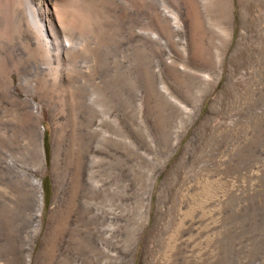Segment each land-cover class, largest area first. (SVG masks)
Wrapping results in <instances>:
<instances>
[{
    "label": "rangeland",
    "instance_id": "rangeland-1",
    "mask_svg": "<svg viewBox=\"0 0 264 264\" xmlns=\"http://www.w3.org/2000/svg\"><path fill=\"white\" fill-rule=\"evenodd\" d=\"M55 1L74 45L65 80L26 42L14 0H0V264H264V0H231L228 23L220 0ZM92 98L119 112L97 145ZM35 120L40 169L21 146ZM10 151L40 180L32 223L37 195L2 167ZM100 185L102 254L85 226Z\"/></svg>",
    "mask_w": 264,
    "mask_h": 264
},
{
    "label": "bare ground",
    "instance_id": "bare-ground-1",
    "mask_svg": "<svg viewBox=\"0 0 264 264\" xmlns=\"http://www.w3.org/2000/svg\"><path fill=\"white\" fill-rule=\"evenodd\" d=\"M131 1H133V0H113V2L116 3L117 5H119V3H121V2H131ZM155 1L160 2L161 4H165V2H168V1H172L175 3L179 2V0H155ZM191 1H195V0H191ZM14 2L16 3L15 5L19 7V15H18L19 20L18 21H19L21 30L24 34V37L27 40L26 42H28L30 45H32V47H34L37 51H39V50L45 51L47 54V57H48L49 69H53V66H52L54 64L53 62H56L57 67L55 65L54 68H56V70L58 71L59 77L64 79L65 76L62 73V71L60 70V66H61V64L67 62L68 57H69V51L71 49H73L74 45L69 41V39H70L69 37H68V39L65 38L66 40H64L62 38L63 26L59 22L56 21L55 13H54L56 11V8H55L56 1L55 0H14ZM194 3H196V2H194ZM218 3H220L219 9L217 10L218 20H223V21H226L228 23L229 17L232 16V15L230 16V14H231V11H230L231 0H220V1H218ZM225 7H227V8H225ZM117 10H119V9H117ZM217 36H220V34H218ZM152 37L156 38L157 35L152 34ZM79 42H81V41H79ZM75 63H76V61H75ZM43 64H44V62H43ZM91 66L93 67V65H91ZM46 68H47V66L46 67H44L42 65L36 66L34 68L33 74H32L34 79H37V78L39 79V77L42 76L43 72L45 70H47ZM62 68L63 67H61V69ZM13 70H14V68H13ZM88 70H89V68H88ZM77 71L80 74L84 71V69L82 67H79V68H77ZM152 73H153V76L155 77V74H156L155 69L152 70ZM97 78H98V76L96 74L94 76H92V79L94 82L96 81ZM27 79H28L27 77H23V80H21L19 82V84L27 82ZM14 86L15 85L12 84V81H10L8 83V87H7L8 95H9V97H12V100H13V97H16V96H14L15 93L13 92ZM18 104H20V103H18ZM18 110H20V109H18ZM88 110H89L88 135H89L90 141H95V143L97 145L98 142H104L105 140H109V139L111 140V137L107 133V129L110 125L116 123L117 120L115 118L110 117V116L116 117L119 114V112L117 110H114V109L104 110V108L100 107L96 103V100L94 98L91 99V101L89 103ZM35 116L36 115L34 114L33 118ZM27 117H25V119H27ZM22 120H24V119H22ZM24 124H25V126H23V130H22L23 135L21 134L22 135L21 143L23 142V144L21 146L24 149V152L26 154H28L30 152L32 153L33 151L36 153L39 164H38V166L35 167V169H40L44 164V153H45L44 145H43L44 131L41 129V127H39L37 125L36 120L34 122L31 121V123L27 122ZM55 124H56V122H55ZM8 132H10V131H8ZM57 132H58V130L56 127V129H55V133H56L55 134V142H54V157H57V144H58ZM118 134H119V131H117L116 136H113V140L117 144L119 143ZM32 135L36 136L34 144H32V141H30ZM32 139H34V138H32ZM120 140H121V138H120ZM141 142H143V141H141ZM146 142H145V145H148V143H146ZM34 146L36 147L35 150H34V148H35ZM7 155H8L7 159L4 158L2 161V164H1L2 167L8 168L10 170V172H11L10 168H12L17 175L19 174L18 177L20 178V182L22 183V186L28 184L31 187V190L33 192V197L35 198V195H37L38 207L35 210L36 212H33V213L30 212L32 207L28 208V210H27V216L29 217L30 223H32L35 219H37L36 215L38 213L40 214L39 211H41L40 209H41L42 198H41L40 180L35 179L36 178L35 176H33L32 174H29L28 164H26L24 162H22L21 164H16L14 161L15 157L13 158L11 151L8 152ZM82 161H81L80 167H82V164H83ZM12 174H14V173H12ZM80 182H81V180H80ZM81 184H82L81 186L83 188L82 191H85V193H87L85 190L86 186H85L84 181L81 182ZM22 186H21V188H22ZM105 187L107 188V186H104V188ZM104 188H103V186L100 185V187H98L96 189V192H94L95 195L98 197V200H99V202L97 203V210H95L93 212L91 211L92 215H91V217H88V220H87L86 225H85L88 229V232H87L88 237H89L88 239L90 240V243L94 247L93 249L96 252H98V254H102L104 252V250H105L104 245L106 243L105 230H104V227L102 226L106 216L108 215L106 213V210L104 209V207L106 206L104 204V201L106 199V193L103 191ZM106 188H105V190H106ZM87 191H88V189H87ZM120 192L118 193V188L114 192L117 195V199L120 196ZM98 225L101 227H98ZM88 239H87V241H88ZM85 255L86 254H84V256Z\"/></svg>",
    "mask_w": 264,
    "mask_h": 264
}]
</instances>
